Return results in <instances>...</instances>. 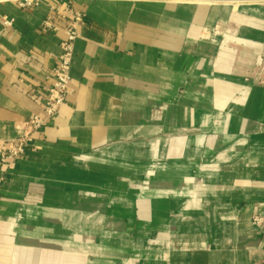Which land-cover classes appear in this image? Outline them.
<instances>
[{"label": "crops", "instance_id": "0c3cea01", "mask_svg": "<svg viewBox=\"0 0 264 264\" xmlns=\"http://www.w3.org/2000/svg\"><path fill=\"white\" fill-rule=\"evenodd\" d=\"M72 25L71 93L0 163V264H264V0H0V153Z\"/></svg>", "mask_w": 264, "mask_h": 264}, {"label": "built area", "instance_id": "2783aa9c", "mask_svg": "<svg viewBox=\"0 0 264 264\" xmlns=\"http://www.w3.org/2000/svg\"><path fill=\"white\" fill-rule=\"evenodd\" d=\"M21 6H32V2H23ZM75 21L77 23L82 22V16L77 15ZM77 39V29L72 25L67 28L65 40L62 42V50L58 65L55 69V81L53 86L46 90V92H36L31 94L35 99L41 102L43 115L32 117L28 123L29 132L26 136L5 144L4 151L0 153V163L3 166L8 167L20 158L27 156L28 153L32 151L30 142L33 134L41 131L48 121L56 118L61 108L65 104L69 94L71 93V70L74 61L75 44ZM259 73L262 77L260 83L264 85V57L261 59ZM262 222L263 219L260 217L254 219V223L257 226H261Z\"/></svg>", "mask_w": 264, "mask_h": 264}]
</instances>
